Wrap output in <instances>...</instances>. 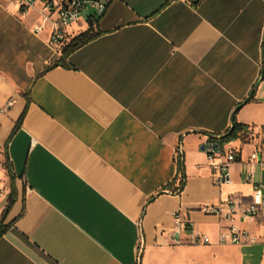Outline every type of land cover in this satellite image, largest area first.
I'll return each instance as SVG.
<instances>
[{
  "label": "crops",
  "instance_id": "crops-1",
  "mask_svg": "<svg viewBox=\"0 0 264 264\" xmlns=\"http://www.w3.org/2000/svg\"><path fill=\"white\" fill-rule=\"evenodd\" d=\"M91 14L68 34L93 24L96 37L64 58L36 8L22 18L0 0V264H264L263 244H220L230 223L200 210L247 206L264 183L235 163L214 186L202 151L233 121L264 130V0H108ZM250 141L229 146L248 160ZM179 210L192 227L177 235ZM235 222L259 235L264 214ZM197 233L223 248H190Z\"/></svg>",
  "mask_w": 264,
  "mask_h": 264
},
{
  "label": "built area",
  "instance_id": "built-area-1",
  "mask_svg": "<svg viewBox=\"0 0 264 264\" xmlns=\"http://www.w3.org/2000/svg\"><path fill=\"white\" fill-rule=\"evenodd\" d=\"M15 2L19 6L20 16L26 18L28 12L37 9L38 13L44 20L45 24L51 26L49 43L57 52L62 50L69 42L70 35L68 28L77 24L87 12H92L91 18L101 17L107 8L108 0H8ZM43 26L36 28L42 31ZM10 105L8 103L7 107ZM6 109V108H5ZM5 109L1 110L4 112ZM248 137L251 139L247 142L251 146V152L248 160H243L244 154L242 149L232 148L230 143L218 145L209 139L203 146L202 151L206 154L211 169L212 181L214 186L223 187L231 183V168L235 163L245 164L246 179L252 182L257 175V167L264 171V130L256 131L249 127ZM244 143L243 140L239 139ZM200 210L209 216L230 223L224 232L219 235L220 244L234 245H264V226H262L259 235H252L247 230L241 229L236 225L237 215L243 219H256L264 214V183L262 179L254 185V196L251 204L241 206L234 198L220 201L217 204L205 205ZM176 234L180 235L182 230H189L192 225L185 220L182 211L175 214ZM193 244L207 245L211 244V239L206 234L197 233L192 238Z\"/></svg>",
  "mask_w": 264,
  "mask_h": 264
},
{
  "label": "trees",
  "instance_id": "trees-1",
  "mask_svg": "<svg viewBox=\"0 0 264 264\" xmlns=\"http://www.w3.org/2000/svg\"><path fill=\"white\" fill-rule=\"evenodd\" d=\"M95 37H96V33L94 32V27L92 24V26L87 31L78 34L77 36H75L74 38H72L70 40V42L63 48L62 56L64 58H67L69 55H71L73 52H75L76 50H78L82 46L89 43ZM253 97H254V95L252 96L251 99H253ZM249 101H251V100H249ZM24 116H25V112L22 115L21 119L19 120L18 125L21 124V122L24 119ZM229 130L223 135H219V136L210 135V139L213 140L216 144L222 146L226 143H230L231 141H235V140H239V139L246 141L248 138V134H249V126L248 125L241 124V123H238L235 121L234 131L232 133H229ZM7 168L11 174V166L9 164H8ZM179 172L181 175L180 185L178 188H175L174 190H172V193H178L179 194L184 190V187H185L186 174H185V165H184V161H183L182 156L180 157V160H179ZM13 204H14V192L12 191L9 203H8V205L4 211V216L7 215V213L12 208ZM5 231H6V228L3 225V223H1V225H0V238L3 236Z\"/></svg>",
  "mask_w": 264,
  "mask_h": 264
},
{
  "label": "rangeland",
  "instance_id": "rangeland-1",
  "mask_svg": "<svg viewBox=\"0 0 264 264\" xmlns=\"http://www.w3.org/2000/svg\"><path fill=\"white\" fill-rule=\"evenodd\" d=\"M264 90V81H263V89L262 91ZM248 141L250 140L249 138H247ZM234 141H231V143H233ZM190 248H193V249H196V250H207V249H211V250H218V249H221L223 247H219V246H210V245H206V246H191ZM255 252H257L259 254V251H261V248L259 247H256L255 249ZM247 249L246 248H243L242 252H246ZM207 255V254H206ZM212 257L210 256H203V255H198V254H192L191 255V264H214L212 261Z\"/></svg>",
  "mask_w": 264,
  "mask_h": 264
},
{
  "label": "water",
  "instance_id": "water-1",
  "mask_svg": "<svg viewBox=\"0 0 264 264\" xmlns=\"http://www.w3.org/2000/svg\"><path fill=\"white\" fill-rule=\"evenodd\" d=\"M199 1H200V0H192V3H193V4H198ZM263 54H264V52H263ZM263 78H264V69H263V71H262V76H261V78H260V82L263 80ZM252 95H253V94H251V95L249 96V98L246 100V102H248L249 100H251ZM234 129H235V122L233 121V123H232V127H231L230 130H229V133H232V132L234 131Z\"/></svg>",
  "mask_w": 264,
  "mask_h": 264
}]
</instances>
